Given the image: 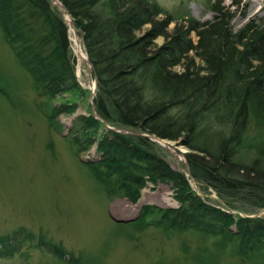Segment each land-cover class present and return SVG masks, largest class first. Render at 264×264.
I'll use <instances>...</instances> for the list:
<instances>
[{
    "label": "trees",
    "instance_id": "16d2710c",
    "mask_svg": "<svg viewBox=\"0 0 264 264\" xmlns=\"http://www.w3.org/2000/svg\"><path fill=\"white\" fill-rule=\"evenodd\" d=\"M59 3L82 38L98 86L95 113L103 123L167 141L184 136L181 143L189 150L185 154L189 175L202 185V191L212 186L232 211L240 210L230 198L253 199L258 193L264 207V25L250 20L231 36L226 20L232 12L223 11L222 1L210 5L216 14L212 21L185 19L171 32L167 28L172 18L154 0ZM234 7L236 11L238 4ZM54 9L50 0H0L1 34L22 69L29 73L35 92L48 98L77 87L65 58L69 46L66 23ZM31 21H39L45 34L36 33L30 27ZM147 25L149 29L143 30ZM31 33L34 36H29V42L26 35ZM191 33L198 38L195 45ZM157 37L164 40L160 47L154 44ZM190 54L203 67L194 70ZM178 66L182 72L174 71ZM0 94L7 97L2 88ZM69 109L59 105L53 114L42 113L51 121ZM98 122L83 117L75 120L74 127L83 135V130L92 129V124ZM223 126H227L225 132ZM106 134L110 136L105 135L98 145L103 159L85 165L91 168L95 180L113 191V177L116 192L133 203H137L147 183H172L180 204L176 210L162 212L146 208L143 216L156 213L158 218L145 225L138 218L131 222L135 229L153 227L212 237L215 244L234 248L244 259L264 253V218L232 215L196 196L189 179L175 173L157 156L148 138L116 130ZM85 138V146H89ZM68 141L78 150L85 149L76 137ZM244 150L253 161H262L248 168L236 160ZM21 234L25 237L16 241ZM14 236L18 245L32 240L24 230L10 237ZM10 240L0 237L3 249ZM40 241L52 245L42 238ZM52 246L53 256L62 261L66 251L59 245ZM71 258L65 263L76 264Z\"/></svg>",
    "mask_w": 264,
    "mask_h": 264
},
{
    "label": "rangeland",
    "instance_id": "374dc122",
    "mask_svg": "<svg viewBox=\"0 0 264 264\" xmlns=\"http://www.w3.org/2000/svg\"><path fill=\"white\" fill-rule=\"evenodd\" d=\"M154 1L173 20L168 32L185 19L212 21L216 14L210 5L215 1H222L223 11L232 12V17L226 20L231 36L247 26L250 20L264 25V0ZM236 3L238 7L234 11ZM51 6L56 13L64 15L65 21L70 20L65 17L68 16L65 9L62 11L55 2H51ZM39 24V21H31L30 27L38 34H45ZM70 24L66 23L69 46L65 58L72 67L77 87L51 98L38 96L29 73L22 69L0 30V88L7 93V97L0 94V237L3 236L4 241L11 239L6 248L0 245V264H67L65 261L71 256L76 264H264V253L244 259L234 248L227 246L224 249L215 244L212 237L191 232L170 233L153 227L142 231L135 229L131 222L138 218L143 219L142 225L158 218L156 213L143 216L146 208L161 212L180 208L172 183H147L137 203H133L116 192L113 177V191H110L95 180L91 168L79 162L86 159L95 165L103 159L98 145L109 128L115 127V130L134 136H147L153 152L175 173L187 177L189 186H195L202 199H208L212 205L220 204L221 198L212 186L202 191V185L187 175L189 167L185 154L189 150L181 143L184 136L176 141L159 138L165 142V146H161L154 136L121 125L111 127L100 117L96 119L94 95H98V86L90 64L80 56L82 54L86 59L80 35L77 36L73 23ZM147 29L149 25L143 28ZM31 34L26 35L29 42V36H34ZM190 38L195 45L196 33H191ZM154 40L158 47L164 44L161 37ZM190 56L194 59V70L203 67L197 57ZM174 71L183 70L178 66ZM59 105L70 109L48 121L42 111L53 114ZM83 117H93L100 122L92 124V129L83 130L82 135L74 125L75 120ZM226 129L227 126L221 128L224 132ZM74 137L85 149L78 150L77 145L68 141ZM85 137L90 141L89 146H85ZM236 160L244 162L248 168L262 161H253L245 150L236 156ZM230 202L243 215L256 216L264 210L258 193L253 199L235 197L230 198ZM262 216L264 218V213ZM20 230L31 234L32 240H24L18 245L15 236L14 239L10 236ZM23 237L25 234L16 241ZM40 238L45 243L61 246L67 255L62 261L56 259L54 247L41 244Z\"/></svg>",
    "mask_w": 264,
    "mask_h": 264
},
{
    "label": "water",
    "instance_id": "95a60500",
    "mask_svg": "<svg viewBox=\"0 0 264 264\" xmlns=\"http://www.w3.org/2000/svg\"><path fill=\"white\" fill-rule=\"evenodd\" d=\"M56 1H57V0H56ZM57 3H58V2H57ZM59 6H60V8H61L62 10H64L63 7L61 6V4H59ZM188 172H189V170H188ZM188 172H187V173H188ZM193 190H194L195 194L201 198V196L198 195V192H197L195 186L193 187ZM262 214H263V211L259 212V213L257 214V216H254V217H252V216H243V217H244V218H246V217H249V218H257V217H261Z\"/></svg>",
    "mask_w": 264,
    "mask_h": 264
},
{
    "label": "bare ground",
    "instance_id": "6f19581e",
    "mask_svg": "<svg viewBox=\"0 0 264 264\" xmlns=\"http://www.w3.org/2000/svg\"><path fill=\"white\" fill-rule=\"evenodd\" d=\"M62 17H63V16H62ZM65 17L68 19V16H65ZM80 56H81L82 59H85V57H84L82 54H81ZM157 143H159V145H161V146H165V145H164L165 142L162 141V140H158Z\"/></svg>",
    "mask_w": 264,
    "mask_h": 264
}]
</instances>
